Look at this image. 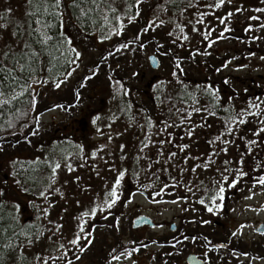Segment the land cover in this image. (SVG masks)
Returning a JSON list of instances; mask_svg holds the SVG:
<instances>
[{
	"label": "rangeland",
	"instance_id": "rangeland-1",
	"mask_svg": "<svg viewBox=\"0 0 264 264\" xmlns=\"http://www.w3.org/2000/svg\"><path fill=\"white\" fill-rule=\"evenodd\" d=\"M156 1H95L97 18L82 30L64 10L63 36L71 40L79 57L65 51L68 45H63L66 68L57 79L39 83L35 79L30 95L33 105L27 87L0 96V100L10 101L0 104L4 129H15L17 117L13 114H19L18 122L28 117L13 108L22 97L29 102L28 109H33V119L38 117L32 138L12 135L0 146V200L8 204L11 220L17 222L14 240L0 243V264H42L44 260L48 264H67L69 260L72 264H186L190 254L205 264H264V237L255 230L264 222V185L258 181L246 184L238 195L233 187L227 188L226 198L218 201L220 207L213 213L199 201L208 203L215 189H205L211 185L216 188L220 177L211 183L212 175L199 177L197 173L188 187L159 201L133 183L137 165L145 156L141 147L144 136L149 134L148 144L161 142L166 133L174 131L173 121L179 120L177 108L166 111L160 107L168 98L184 95L191 99L189 113L214 131L225 127L231 115H237L228 113L223 120L217 119V103L222 101L220 107L229 110L239 106L241 111L243 94L254 93L256 90L250 88L257 82L256 95L247 103L258 104L260 107L253 109L260 115H243L247 121L243 128L264 127L260 123L264 121V11H257L264 9V0H225L219 7V0H187L188 8L179 14L159 12ZM25 4L27 0H0V57L9 47L19 48V34L13 30L22 24ZM118 30L120 35L115 34ZM123 44L128 47H121ZM194 50L205 51L195 54ZM151 54L160 59L158 70L149 66ZM68 72L70 76H66ZM58 82L60 87H56ZM209 87L219 99L205 91ZM123 88L129 91L127 95ZM122 94L127 101L122 100ZM13 95L17 98L11 99ZM128 101L141 105V111L128 108L129 114L124 108ZM197 108L201 110L193 111ZM139 114L156 118L159 125L152 121L151 127H146ZM64 127L67 133H63ZM30 128L24 123L21 131ZM243 136L246 147L259 149L257 143H248L252 140L249 135ZM260 154L264 155V150ZM42 160L52 162L46 165V179H31L34 176L28 168ZM56 163L60 168L53 174ZM121 170L125 171L121 199L110 214L98 212L84 218L93 240L82 252L69 243L80 234L78 217L102 202ZM41 190L45 196L39 194ZM141 215L151 218L156 228L134 229L133 221ZM173 223L177 224L174 233L170 231ZM178 238L181 241L174 243ZM220 244H225V249L213 247ZM123 249L137 250L129 259H111L113 250Z\"/></svg>",
	"mask_w": 264,
	"mask_h": 264
},
{
	"label": "trees",
	"instance_id": "trees-1",
	"mask_svg": "<svg viewBox=\"0 0 264 264\" xmlns=\"http://www.w3.org/2000/svg\"><path fill=\"white\" fill-rule=\"evenodd\" d=\"M99 1V0H95ZM134 1V0H133ZM48 3H51L52 0H47ZM78 7H72L70 6L72 3V0H62V7L60 11L62 12L65 10L68 13L69 20L73 24L76 25V27H79L80 30L87 28L90 22L95 21L98 14V8L97 4L98 2H93V0H76ZM157 10L161 13H175L179 14L182 12L183 8H188V5L185 4L187 0H157ZM40 3V0H33V4H29L27 0V4H25L27 7V13L26 15L21 18L22 24H16V29L13 30L16 34H19V37H17V41L19 42V48L15 50L16 52H19L21 48L23 47V44L25 41L32 42V40H35L36 37H29L28 31L29 25H31L32 28L37 27L35 25L33 16H29V12H34L35 7L34 5ZM195 5L192 7L198 8V5ZM150 10L149 13L156 11ZM83 10V12L81 11ZM49 11H52L51 9ZM260 13V11H258ZM168 15V14H166ZM45 18L48 19L49 24L52 25L51 30L49 32V35L53 36V41L49 42V50L52 51L53 55L55 56V59L52 58L48 54L47 51H44V49L38 45L34 44L33 47L37 49L38 51L42 52V55L40 56L38 64L34 65L35 72L29 78V75L27 73L24 74L23 79L20 80V84H24L25 80H27V88H29V100L31 101V92H33L32 86L35 85V79H38L36 81L39 83V81L43 79H57L62 72H64V69L66 68L65 64L63 63L64 58L61 55V51H55L54 48L51 46L56 44L58 41L65 37L63 36V28L62 24L63 22V16H46ZM66 21V18H64ZM5 26L4 28H6ZM9 28L12 29V25L9 26ZM200 48H203L200 46ZM204 51L201 50H194L195 54H204ZM2 57V56H1ZM198 57V56H196ZM181 64H185L182 59L179 60ZM188 62V61H187ZM8 66H11V62H6ZM186 65V64H185ZM183 66V65H182ZM0 76H3L2 73H0ZM237 79V78H236ZM257 82L253 83V87H251V90H256L254 93L249 94L246 96V94H243L242 101L243 103L241 106L242 109L248 108L250 112L256 113L257 111L250 107L252 104L247 103L248 98L254 99L256 92H257ZM231 85V84H230ZM238 85V83H237ZM25 87V88H26ZM18 89H21L19 86H16L12 88L11 90L7 88L1 89V91H4V93H10L12 91H16ZM122 91L125 93H129V91H126L125 88L122 89ZM122 94V100H126L125 95ZM224 95V94H222ZM127 101V100H126ZM211 106H213V101L210 100ZM28 102V103H29ZM191 102L192 100L187 98L184 95H181V98L174 99V98H168L163 103H159L160 107L163 106V110H169L172 111L173 109L177 108L179 112V120H174L172 128L174 131L166 133V137L164 140V143L161 142H149L146 140V138H149L148 136H144L145 140L144 144L141 147H144V158L143 161L138 166L137 173L134 175V185L135 187H139L143 189L145 192L153 197H157L156 199H166L167 197L173 196L176 191L182 190L184 186L188 187L189 182L191 183V180L195 177L197 173H200L199 177L201 175H212L210 177L211 183L214 180V178L219 179L221 178V173L223 172L225 175H228L230 178L233 176H236L240 171L246 172V168L249 167L250 172L254 170L255 178H261L262 173L264 172V156L260 154V151L264 150V133H261L260 136H256L253 134V130H257L259 128L252 127V128H243V125H239L238 129H246V132L242 133L243 135H249V138L252 140H256L257 144L259 145V149L256 151L251 150L250 148H244L246 153L241 156V151L239 152V156H236V154H233L231 152L230 143L232 141L236 142L238 145V148L245 147L244 145L247 143L245 138L241 131L237 132V125L231 123V117L230 119L225 120L227 122V125L225 127H218L216 130H212L210 127H207V124L202 120L201 118H197L196 114H191L190 117L188 116L189 109L191 108ZM26 103V98L22 97L16 101V105L13 106L15 108L16 112H20L23 114H28V117L18 122L19 120V114H13L16 115V120L13 121V124L15 126V129L9 130L4 129L3 120L0 119V146L2 142L6 141L7 138H10V136H22L23 140L32 138L36 132L38 122L36 119H33V109H28L29 104ZM128 105H125L126 111L130 114V110L133 111H141V105L135 104V106L130 105L129 101L127 102ZM222 101H220V104ZM217 103L218 107L216 109V115L217 119H224L226 114H238L240 113V108L237 106L236 109L232 108L229 110V108H225L223 105ZM33 105V103H32ZM210 105V104H209ZM190 106V108H188ZM129 108V109H128ZM214 109V108H213ZM0 114H2L0 112ZM128 114V116H129ZM171 114H176V112H172ZM169 115V114H168ZM167 115V117H168ZM140 118L143 119V125L148 126L149 123L153 121L154 126L159 125V123L156 122V118H150L147 116V114H139ZM2 117V116H0ZM183 118V119H182ZM229 118V117H227ZM245 118V115H244ZM256 118V116H255ZM254 118V119H255ZM35 121V123H34ZM30 126V130L25 132L21 131L23 128V124ZM73 127V126H72ZM231 127L234 129L235 134L231 133L229 134L227 131V128ZM64 132H66V128L64 127ZM191 131V135L189 136L188 133ZM240 135V136H239ZM219 136L220 139L217 140L216 137ZM255 136V137H254ZM5 139V140H4ZM229 141V143H225V141ZM240 142L242 144H240ZM222 144V146H221ZM226 144V145H225ZM181 145H188L187 148H184L183 151L180 150ZM222 149H227V151H222ZM170 153H176L174 157H170ZM56 156H54L55 160ZM218 158V162L215 161V159ZM62 160V159H61ZM243 162L241 163L240 161ZM228 161L227 164L224 162ZM52 163V162H51ZM51 163H44L42 160L40 164L31 165L28 168V172L31 177L34 176V178L31 179H39L40 177H43L42 180L46 176L44 175V172L47 171L48 164ZM52 165V164H51ZM50 165V166H51ZM204 165H208L205 167ZM227 169V172H224V170ZM205 170L206 172H204ZM201 171V172H200ZM262 171V172H261ZM48 179V176H47ZM41 180V181H42ZM204 181H208V179L205 178ZM46 181H44L45 184ZM40 183V181H39ZM166 185V187H165ZM215 185V184H214ZM42 186H44L42 184ZM214 186L211 185V187H206L205 190H214ZM26 192V191H25ZM42 192V190H41ZM19 196L21 195L19 192H16ZM27 193H31L27 191ZM32 195V194H31ZM7 203H3L0 200V243L5 244L8 241L14 240V230L17 228V222L11 220L10 212L7 210ZM178 242V241H176ZM122 251V250H121ZM120 251H116L115 254H119Z\"/></svg>",
	"mask_w": 264,
	"mask_h": 264
},
{
	"label": "snow or ice",
	"instance_id": "snow-or-ice-1",
	"mask_svg": "<svg viewBox=\"0 0 264 264\" xmlns=\"http://www.w3.org/2000/svg\"><path fill=\"white\" fill-rule=\"evenodd\" d=\"M93 2H95V0H93ZM139 2H141V0H137V3ZM28 3L33 4V0H28ZM224 3H225V0H219V3L216 6L219 7L220 5H223ZM70 6L78 7L76 0H72V3ZM34 7H35V11L29 12L28 15L35 17L33 22L35 23V25H37V27L32 28L31 25H29L30 30L28 31V35L30 38L35 36L36 39L32 40L31 43L28 41H25L23 44V47L21 48L19 52H16L14 49L9 47L8 50L2 54V57H0V73H2L3 76H0V89L7 88L11 90L12 88L16 86H19L23 90V88L27 86V80H25L24 84H20V80L23 79V76L25 73H27L29 75V78H31V76L35 72L34 65L38 64L40 56L42 55L41 51H38L37 49L33 47L34 44L40 45L44 49V51H47L48 54L52 56L53 59H55V56L53 55L52 51L49 50V42L53 41L54 39L52 35H49L52 25L49 24L48 19L45 17L46 16L62 17L63 12L60 11L62 7V0H52L51 3H48L47 0H40V3L35 4ZM50 9L52 11H49ZM8 11L10 12L11 10L9 9ZM81 11L83 12V10ZM237 11H239V9H237ZM257 11H264V9H257ZM228 15L231 16L232 14L229 13ZM116 19L119 20L120 18L117 17ZM128 19H129V22H131L133 18L129 17ZM105 20H107V17H105ZM160 23L162 24L163 21H160ZM222 23H225V21H222ZM123 27L124 25L123 23H121L120 29L122 30ZM262 27H264V25H262ZM181 31H183V29H181ZM115 34L120 35L121 33L118 30L116 31ZM204 38L208 39L207 36H205ZM185 39H187V37H185ZM65 44L68 45L65 51L75 52L76 56L79 57L80 53L77 52L75 48L71 47V40H64L63 38H61L60 41H58L56 44L52 45L51 47L54 48L55 51H61V48ZM121 47H128V45L123 44L121 45ZM61 55H63V52H61ZM7 61L11 62V66H8V64L6 63ZM70 75H71V72L66 73V76H70ZM56 87H60L59 82L56 84ZM205 91L212 94L216 99H219V97L216 96L215 92L211 89V87L205 89ZM22 94H23V91L19 93V95H22ZM4 95H5L4 91H0V96H4ZM78 95L79 93H77V96ZM16 98H17V95H13L11 97V99H16ZM8 102L10 101L0 100V104L8 103ZM250 107L259 108L260 106L258 104H251ZM200 110L201 109H198V108L193 109V111H197V112ZM190 115L191 113H188L189 117ZM243 115L257 116V115H260V112L252 113L249 111L248 108L241 109L240 113H238L236 116L231 117V123L236 124L237 127L239 125H243L247 123V121L242 118ZM92 122L95 123L96 121L93 120ZM260 123L264 125V121H260ZM172 126H175V125H172ZM149 127H151V124H149ZM227 131L229 134H231L234 131V129L231 127H228ZM261 133H264V127H260L258 131L253 130V134L256 136H260ZM191 134H192L191 131H189L188 135L190 136ZM216 139L219 140L220 137L217 136ZM161 143H164V141H161ZM225 143H229V141L226 140ZM248 143L254 145L257 143V141L249 140ZM187 147L188 145H181L180 150L183 151L184 148H187ZM222 151H227V149H222ZM92 155L95 156L96 153H92ZM175 155L176 153H170V157H174ZM240 162L242 163L243 161L241 160ZM224 163L227 164L228 161H225ZM204 166L207 167L208 165H204ZM68 167H69V170H72L70 166ZM58 168H60V164L56 163L54 167L52 168L53 174H55L56 169ZM224 172H227V169H225ZM238 175L242 177L246 175V173H244L243 171H240ZM124 176H125V171L123 170L119 171L117 177L115 178L113 185L105 192L102 202L99 204H95L89 210L81 213V216L78 217V227H79L80 234L76 235L72 240L69 241L71 245H75L76 247L80 249V251L83 252L85 250L84 245L85 244L90 245L92 243L93 237L91 234L90 226L88 229L84 227V224L86 223L84 218L89 217V216L95 217L98 212L110 214V210L121 199L120 187H121V181L124 178ZM16 183L19 184L20 181H16ZM237 183H238V179L236 178V176H233L230 178L228 175H225L222 172L221 180L216 183L215 190L210 192L208 196V203L206 204L204 199H201L199 203L201 205H204L206 207V210L209 213H213L215 208L220 207V204L218 203V201H223L226 198L225 196L226 189L230 187H235ZM258 183L261 185H264V177H261L258 180ZM25 191H27V189H25ZM188 191H191V189L189 188ZM39 194L41 196H45L44 191L40 192ZM0 196H2V193H0ZM175 202L176 201H172V203H175ZM16 207L18 208L19 206L17 205ZM86 231L88 232V235L84 236L83 234ZM233 235H235V233ZM82 239L84 241L83 244L80 243ZM194 239L195 238H193V240ZM28 242L31 243V240H29ZM63 247H64L63 245H60L61 249H63ZM221 247H223V245H221ZM136 250L137 249L128 251L127 249H123L122 251L119 252V254H115V250H113L114 254H112L111 259L115 261H120L121 258L129 259L132 256L133 252ZM60 258L61 257H57L56 259H60ZM49 259H52V258L50 257ZM42 264H48V261L44 260ZM67 264H72V262L69 260L67 261Z\"/></svg>",
	"mask_w": 264,
	"mask_h": 264
},
{
	"label": "water",
	"instance_id": "water-1",
	"mask_svg": "<svg viewBox=\"0 0 264 264\" xmlns=\"http://www.w3.org/2000/svg\"><path fill=\"white\" fill-rule=\"evenodd\" d=\"M149 66H151L154 70H158L160 68V60L158 59V57L156 55H150L149 57ZM133 228L134 229H138L140 227H144V226H150L152 228H154L156 225L153 224V221L151 218L142 215L138 218H136L133 222ZM264 227V226H263ZM177 228L176 224H173L171 226V231L175 232ZM261 233H264V228L261 229ZM221 245H218V248H220ZM187 264H204V262L200 259H198V257L196 255H190L187 258Z\"/></svg>",
	"mask_w": 264,
	"mask_h": 264
},
{
	"label": "flooded vegetation",
	"instance_id": "flooded-vegetation-1",
	"mask_svg": "<svg viewBox=\"0 0 264 264\" xmlns=\"http://www.w3.org/2000/svg\"><path fill=\"white\" fill-rule=\"evenodd\" d=\"M233 134H235V133H237V132H235V131H233L232 132ZM230 145H235L236 147H234V154H236V156H239L240 154H239V151H240V149L238 148V145H237V143H235V142H233L232 141V143H230ZM221 146H222V144H221ZM244 153H246L245 152V150H243V148L241 149V156L242 155H244ZM240 161V160H239ZM246 175H244V176H242V177H240L238 174L236 175V178L238 179V183H237V185L235 186V187H233L234 188V194H236V195H238L239 194V192L242 190V188L246 185V184H252V183H254L255 182V180H256V178L254 177L255 176V174H254V170H252V172H250V170H249V167L248 168H246ZM262 172V171H261ZM261 176V175H260ZM264 177V176H263ZM262 224V223H261ZM264 237V236H263ZM260 259H263L262 257L260 258ZM206 263V262H205ZM204 263V264H205Z\"/></svg>",
	"mask_w": 264,
	"mask_h": 264
}]
</instances>
